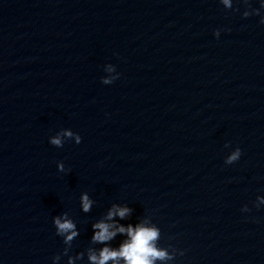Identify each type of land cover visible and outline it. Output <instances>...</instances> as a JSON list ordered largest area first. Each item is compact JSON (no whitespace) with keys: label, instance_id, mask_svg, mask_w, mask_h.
Here are the masks:
<instances>
[{"label":"water","instance_id":"obj_1","mask_svg":"<svg viewBox=\"0 0 264 264\" xmlns=\"http://www.w3.org/2000/svg\"><path fill=\"white\" fill-rule=\"evenodd\" d=\"M243 11L0 0V264H51L64 212L80 230L71 254L86 250L113 202L135 210L122 223L157 224L160 246L185 253L176 264H264V25ZM108 63L121 75L105 86ZM61 129L82 143L51 146ZM226 142L242 149L231 166Z\"/></svg>","mask_w":264,"mask_h":264},{"label":"clouds","instance_id":"obj_2","mask_svg":"<svg viewBox=\"0 0 264 264\" xmlns=\"http://www.w3.org/2000/svg\"><path fill=\"white\" fill-rule=\"evenodd\" d=\"M259 7L254 8L251 0H219L225 10L240 12V6L244 7L242 18L251 16L259 17V23L264 25V0H257ZM222 29L214 31L216 39L221 36ZM104 76L101 83L105 86L112 85L120 78V73L114 64L103 66ZM48 142L55 148H62L66 142L82 143L79 133L71 129H61L49 136ZM224 148L228 152L224 159L225 165L236 164L242 157V149L239 146L232 147L231 142H226ZM57 170L61 173L69 172L63 161L57 162ZM81 211L88 214L96 204L87 192H83L79 199ZM257 210L264 208V195H258L254 201ZM134 208L128 203L113 202L106 212L91 224L90 246L72 255L73 242L79 237L80 230L77 222L68 212L53 216L52 224L55 235L62 239L63 251L52 257L51 264H176L177 257L184 256L182 250L172 247H161L159 241L162 233L160 227L147 217L137 218L135 223H122L131 221ZM251 209L247 204L241 208L242 213H248ZM119 239L114 246L113 242ZM66 258V260H65Z\"/></svg>","mask_w":264,"mask_h":264}]
</instances>
